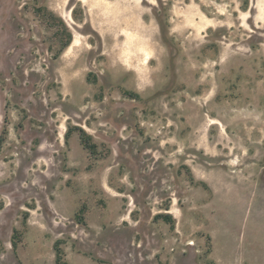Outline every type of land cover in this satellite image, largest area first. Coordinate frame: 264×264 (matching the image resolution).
Listing matches in <instances>:
<instances>
[{
    "label": "rangeland",
    "instance_id": "1",
    "mask_svg": "<svg viewBox=\"0 0 264 264\" xmlns=\"http://www.w3.org/2000/svg\"><path fill=\"white\" fill-rule=\"evenodd\" d=\"M57 240L264 264V0H0V264Z\"/></svg>",
    "mask_w": 264,
    "mask_h": 264
},
{
    "label": "trees",
    "instance_id": "2",
    "mask_svg": "<svg viewBox=\"0 0 264 264\" xmlns=\"http://www.w3.org/2000/svg\"><path fill=\"white\" fill-rule=\"evenodd\" d=\"M69 44V42L66 44V46ZM166 220L170 221L169 216H165ZM60 240H57L55 243L56 251H57V264H65V262L62 261V255L60 250Z\"/></svg>",
    "mask_w": 264,
    "mask_h": 264
},
{
    "label": "bare ground",
    "instance_id": "3",
    "mask_svg": "<svg viewBox=\"0 0 264 264\" xmlns=\"http://www.w3.org/2000/svg\"><path fill=\"white\" fill-rule=\"evenodd\" d=\"M74 41V40H73ZM76 41V40H75ZM77 43V42H76Z\"/></svg>",
    "mask_w": 264,
    "mask_h": 264
}]
</instances>
